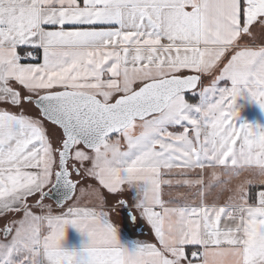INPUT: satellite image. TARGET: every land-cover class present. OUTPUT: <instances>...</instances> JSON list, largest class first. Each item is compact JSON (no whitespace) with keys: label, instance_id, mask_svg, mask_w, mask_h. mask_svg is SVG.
I'll return each mask as SVG.
<instances>
[{"label":"snow or ice","instance_id":"snow-or-ice-1","mask_svg":"<svg viewBox=\"0 0 264 264\" xmlns=\"http://www.w3.org/2000/svg\"><path fill=\"white\" fill-rule=\"evenodd\" d=\"M241 100L264 110V0H0V264H264Z\"/></svg>","mask_w":264,"mask_h":264},{"label":"crops","instance_id":"crops-1","mask_svg":"<svg viewBox=\"0 0 264 264\" xmlns=\"http://www.w3.org/2000/svg\"><path fill=\"white\" fill-rule=\"evenodd\" d=\"M238 104L240 106L242 118L245 122H248L253 125L264 126V110H261L260 107L254 103H250L243 100L238 101ZM221 179H226V177H221ZM205 182L208 183L207 174L205 175ZM215 183L216 182H213V189L208 195V202L212 203L216 201L217 196H219L218 203L223 204L228 199L229 195H231V193L227 190L221 192L220 189L215 188L214 186ZM175 191L188 192V189L184 187H179L175 189ZM103 192L106 197H109V205L114 203V201L111 200V194H108L107 190H103ZM128 195L129 194H125L124 198L127 199ZM168 198L169 197L165 196V199ZM171 199L176 200L181 204L184 203V200L176 196L175 194L171 197ZM29 202L30 203L32 202L31 198ZM123 211L124 210H121L120 216H117L115 213L112 214V218L114 222L120 226L118 235L121 243L124 244L125 246L130 247L133 243L138 241L152 242L154 240V233L151 232L150 226L147 225L146 221L141 220L140 226L138 227L131 225L129 222L124 221ZM37 212H39V210H37ZM86 242H87V238L81 235L75 229H69L67 231V239H66L65 247L81 248Z\"/></svg>","mask_w":264,"mask_h":264},{"label":"rangeland","instance_id":"rangeland-1","mask_svg":"<svg viewBox=\"0 0 264 264\" xmlns=\"http://www.w3.org/2000/svg\"><path fill=\"white\" fill-rule=\"evenodd\" d=\"M88 184L95 186V181L89 179ZM88 184H85L83 186L87 187ZM77 195H79V192H77ZM45 203L52 205L53 209L58 210L50 201L46 200ZM81 205L82 206H88V207L92 206L91 204L88 203V197H84V199L81 200ZM4 224H5V220L3 218H0V228H2L4 226Z\"/></svg>","mask_w":264,"mask_h":264},{"label":"water","instance_id":"water-1","mask_svg":"<svg viewBox=\"0 0 264 264\" xmlns=\"http://www.w3.org/2000/svg\"><path fill=\"white\" fill-rule=\"evenodd\" d=\"M56 199H58V198L55 197V196H53V198L52 199H49L48 201H50L57 208L56 203H55Z\"/></svg>","mask_w":264,"mask_h":264}]
</instances>
